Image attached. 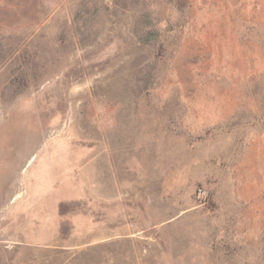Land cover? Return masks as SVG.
<instances>
[{
	"label": "rangeland",
	"instance_id": "obj_1",
	"mask_svg": "<svg viewBox=\"0 0 264 264\" xmlns=\"http://www.w3.org/2000/svg\"><path fill=\"white\" fill-rule=\"evenodd\" d=\"M0 264H264V0H0Z\"/></svg>",
	"mask_w": 264,
	"mask_h": 264
}]
</instances>
